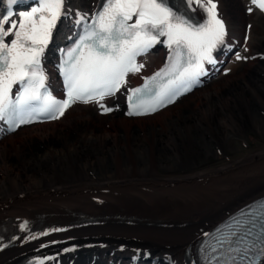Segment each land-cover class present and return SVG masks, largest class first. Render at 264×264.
Returning <instances> with one entry per match:
<instances>
[{
  "label": "bare ground",
  "instance_id": "bare-ground-1",
  "mask_svg": "<svg viewBox=\"0 0 264 264\" xmlns=\"http://www.w3.org/2000/svg\"><path fill=\"white\" fill-rule=\"evenodd\" d=\"M93 1L73 0L84 7ZM241 2L222 5L244 34L239 28L254 16L245 15ZM250 44V54L264 52L260 20ZM238 69L151 116H100L80 106L59 122L19 129L0 142V220L48 214L54 231L34 246L75 243L81 251L69 264H84L85 252L102 264L138 250L162 259L169 254L179 264L202 229L264 194V147L195 167L203 157L218 161L243 134L264 136V61ZM116 105L120 109L121 101ZM79 211L138 219L68 227ZM24 251L1 255L0 264H12Z\"/></svg>",
  "mask_w": 264,
  "mask_h": 264
},
{
  "label": "snow or ice",
  "instance_id": "snow-or-ice-1",
  "mask_svg": "<svg viewBox=\"0 0 264 264\" xmlns=\"http://www.w3.org/2000/svg\"><path fill=\"white\" fill-rule=\"evenodd\" d=\"M8 2L11 5L16 0ZM168 2L106 0L95 24L66 52V58L58 66L67 90L64 100H57L47 91L39 59L61 15L64 0H39L37 7L15 19L11 11L0 16V119L8 118L14 128L31 122L33 116L50 114V118H57V113L63 115V110L77 101L89 103L113 95L125 83L129 72L143 67L136 64V57L145 54L161 36L167 37L172 54L165 68L150 80L155 82L166 74L174 75L175 82L189 90L202 74L203 61L215 63L211 52L223 42L225 24L213 0H197L207 13L206 22L198 27L174 12ZM251 2L264 10V0ZM133 16L136 20L129 23ZM9 36L14 38L6 43L5 38ZM17 83L22 91L13 100L10 93ZM173 83L169 80V85ZM131 91L129 115H145L170 103L179 89L164 87L153 93L150 103L139 95L152 91L148 82L143 88ZM101 107L105 112L111 110ZM242 216V219L233 218L234 223L226 226L227 231L215 238V245L204 249L206 264H213V261L215 264H236L237 255L243 260L250 252L264 255V201L252 205Z\"/></svg>",
  "mask_w": 264,
  "mask_h": 264
},
{
  "label": "rangeland",
  "instance_id": "rangeland-1",
  "mask_svg": "<svg viewBox=\"0 0 264 264\" xmlns=\"http://www.w3.org/2000/svg\"><path fill=\"white\" fill-rule=\"evenodd\" d=\"M234 140V145L230 148H226L224 151L225 155L221 156L218 161L214 160L212 157L210 159H208L207 157H203L199 166L196 165L195 167L200 168L202 167L200 165L211 166L225 163L231 157L238 158L249 152L264 147V136L260 133V131H250L248 134H243L240 137L235 138Z\"/></svg>",
  "mask_w": 264,
  "mask_h": 264
}]
</instances>
